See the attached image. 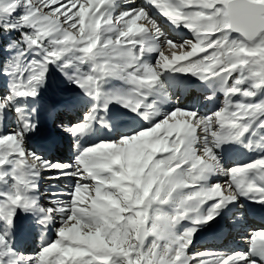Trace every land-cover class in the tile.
I'll list each match as a JSON object with an SVG mask.
<instances>
[{
	"label": "snow or ice",
	"instance_id": "snow-or-ice-1",
	"mask_svg": "<svg viewBox=\"0 0 264 264\" xmlns=\"http://www.w3.org/2000/svg\"><path fill=\"white\" fill-rule=\"evenodd\" d=\"M119 3L132 7L118 15L107 11ZM144 5L174 29H187L192 39H169L136 0H0V30L20 32L13 44L19 54L0 71L9 77L8 95L0 97V130L5 110L18 114L16 126L0 135V185L11 181L10 190L0 191V264H256L252 256L264 262V228L248 234L247 253L190 250L196 231L238 198L264 204V155L225 169L216 154L222 144L238 143L249 133L244 146L264 151L251 141L264 130V0ZM153 53L155 62L149 63L145 57ZM49 65L92 100L81 122L56 125L75 138L70 164L42 159L27 148L25 137L37 131L36 122L21 118L14 107L18 99L36 98ZM165 72L214 86L224 97L220 107L207 116L176 108L130 136L80 147L79 138L110 104L151 124L161 113L150 97L160 95ZM110 79L125 88L107 91ZM130 162L139 174L129 179ZM42 172H55L50 180L75 178L67 202L53 201L57 207L45 209L30 195ZM212 175L227 180L208 184ZM170 203L172 213H162ZM17 209L38 211L42 225L61 217L56 239L35 256L11 247ZM183 221L190 227L181 232Z\"/></svg>",
	"mask_w": 264,
	"mask_h": 264
},
{
	"label": "bare ground",
	"instance_id": "bare-ground-1",
	"mask_svg": "<svg viewBox=\"0 0 264 264\" xmlns=\"http://www.w3.org/2000/svg\"><path fill=\"white\" fill-rule=\"evenodd\" d=\"M137 4H136V6H141V4L139 5V2H137ZM129 8H130L129 5L119 3L118 6L112 8L110 10H107V11L113 15H118L119 13L126 11ZM164 29H165V32H167L168 34H170V36H172L170 30L167 27L164 26ZM37 59H38V57H37ZM145 59L149 63L150 62L153 63L152 62V60H153L152 54L146 56ZM55 76L56 75L54 74L53 70L47 71L46 76H45L44 85H43V87L39 88L38 94H37L35 99L28 98V99H18L15 101V102H18V101H24L25 100L26 101V107L25 108L23 107L24 109L20 108L21 112L19 115L21 118L34 119L36 122L37 131L30 132L25 137L26 146L30 151H33L32 147L30 145L31 142H37L39 144H43L44 139L46 138L45 134H43V126H42L44 120H46L49 117H54L56 120L62 119V118H59V114L65 113V110L63 108V102L64 101L69 102L70 104L74 105V107H77L80 104L79 98L76 95H74V93L71 91L68 92L70 97L67 99L64 98L65 96H69V95H63L65 93V90H64L65 86L62 84H57V82L55 81ZM0 84H1V82H0ZM7 84L9 86V83H7ZM67 85H68V83H67ZM124 88H125V84L119 79H110L105 84V89L107 91L116 92L119 90H123ZM0 91H3V90L0 89ZM2 93H0V94H2ZM261 96H264V94ZM116 105H118V104H110L109 106L116 107ZM17 106L19 108V105H17ZM118 107L120 110L125 109V108L121 107L120 105ZM33 108L35 109L34 115L32 112ZM58 108H61V109L58 110ZM179 108L186 110L185 103H183ZM24 110H27L28 112L26 113V112H24ZM55 110H58V112L55 113ZM9 114L15 115L16 120L18 119V114L15 111L5 110L4 113L2 114V123L5 121L6 116H8ZM63 120H67L68 124L71 127L73 125L75 119H74V117L68 115V117L66 119L63 118ZM11 123H15V122L12 121V122H10V124ZM16 123H17V121H16ZM12 128H14V126L11 127L10 129H12ZM10 129L8 128L7 131H9ZM7 131H6V133H7ZM134 133H136V132H134ZM127 135L128 134H126V136ZM111 140L108 139L107 141H111ZM79 145L80 146L82 145L84 147H88V146L93 145V144H89V143L83 141ZM38 146H43V145H38ZM41 158L55 162L54 159L51 160L52 157L50 154H48V155L43 154L41 156ZM60 159H62V157L58 156V160H60ZM73 160L74 159H72L71 161H68V164L72 163ZM226 167H227V165H225V168ZM129 168L133 172V174H134L133 176H137V175H135V173H138V172L132 166L131 162L129 164ZM55 175H56L55 172H42V173H40V176L35 180V184L37 185V190L34 193L30 194L33 197L38 198V204L45 209L56 208L57 203H53V201L67 202L69 200V196L67 195V193L72 191L73 186L76 183V180L73 177H61L60 179H57V180L47 179V177L55 176ZM128 177L130 179L132 176L128 175ZM41 179L43 180L42 183H40ZM220 181L221 180H219L217 183L222 182V181L221 182ZM10 182L11 181H9L8 185H0V191L10 190V187H9ZM49 187H54L55 189L50 190ZM54 193H57V194L62 193V195H53ZM173 208H174V205L172 204L169 206V208H167V211H164L163 213L164 214H171L173 211ZM40 219H41V216H40L38 211L22 212L19 209H17L16 215H15V218L13 221V227L11 229L10 237H9L11 246L13 245V243L15 241H19L18 242L19 245L22 244L24 241H22V239L20 240L19 238L21 236H22V238L26 237L27 236V230L30 227V223H32L34 225L36 222H37V225L35 227L37 230V244H42V246H43L47 243H51L52 241H54L56 239V229L60 226L59 222H60L61 217L59 215H54L52 222L47 224V226L42 225L39 222ZM23 229H24V231H23ZM47 229L49 231L48 234L45 233L47 231ZM16 233L19 234L17 237L15 236ZM199 240H200V238L197 236V234H194L193 242H195L194 247H196V249H194L193 251H196L198 249V246H200L201 242H199ZM24 243H26V242H24ZM18 244H17V246H19ZM246 247H247V243H245L243 240V243H241L235 250H232V252L238 251V252L244 253V251L246 250ZM12 248H14V250L16 251V247L12 246ZM24 249H25V253H26L25 257L32 256L33 250L30 246L27 245V247H25ZM198 250L205 251L206 249L201 248ZM209 251L220 252V251H216L213 249L212 250L209 249ZM224 252H226V251H224ZM250 259L255 260L256 264H259L258 261L254 257H250Z\"/></svg>",
	"mask_w": 264,
	"mask_h": 264
},
{
	"label": "rangeland",
	"instance_id": "rangeland-1",
	"mask_svg": "<svg viewBox=\"0 0 264 264\" xmlns=\"http://www.w3.org/2000/svg\"><path fill=\"white\" fill-rule=\"evenodd\" d=\"M19 38H20V32H18V31L4 32V31L1 30V32H0V64L2 66V71L4 69V65L7 64V62L9 61V59H11L13 56H16V55L19 54V50L17 48L13 47L14 42L15 41H18ZM25 56L27 57V59L28 58L29 59H32L31 54L26 53ZM74 67H75V64H73L72 67H70L69 69H67V72L69 74H71ZM48 70L49 71H51V70L54 71V74L56 75L55 76V81L57 82V84H62V85L65 86L64 87L65 93H68L70 91H74V93H78V91L80 89L78 87H76L74 84H71L67 79H65V76L61 74V71H58L57 70V67L56 66L49 65L48 66ZM0 80L2 82L1 85H0V87L5 86L6 83H9V77H7V76H1L0 77ZM67 83H68V85H67ZM0 93H2V94H0V97L8 95V92L6 90L0 91ZM17 105L20 106L19 108H23V107L25 108L26 107V101L24 100V101L15 102L14 103V107H18ZM8 116H9L8 120H10V121H13L12 119L15 118V116L13 114H9ZM0 135H3V134L0 133ZM129 173L133 174V172L131 171V169L129 170ZM129 173H128V175H130ZM138 174L139 173H135V175H138ZM34 234H35V236H34ZM34 234L32 233V236L35 237V239H33V241H35V243L33 245L34 253L32 254V256L33 255L35 256L40 251V249H41L40 245L37 244V230H35V233ZM24 238H26V237H23L22 238V241L26 242V240ZM17 247L22 248V246L21 247L20 246H17Z\"/></svg>",
	"mask_w": 264,
	"mask_h": 264
}]
</instances>
